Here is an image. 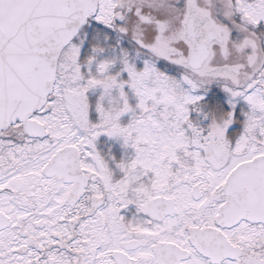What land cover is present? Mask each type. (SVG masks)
I'll return each mask as SVG.
<instances>
[{"label": "snow or ice", "instance_id": "obj_1", "mask_svg": "<svg viewBox=\"0 0 264 264\" xmlns=\"http://www.w3.org/2000/svg\"><path fill=\"white\" fill-rule=\"evenodd\" d=\"M0 264H264V0H0Z\"/></svg>", "mask_w": 264, "mask_h": 264}]
</instances>
